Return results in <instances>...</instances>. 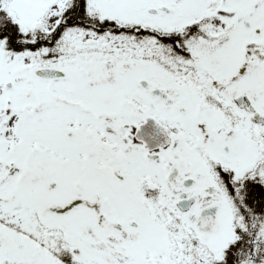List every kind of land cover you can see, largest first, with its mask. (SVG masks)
Masks as SVG:
<instances>
[{
  "label": "snow or ice",
  "instance_id": "obj_1",
  "mask_svg": "<svg viewBox=\"0 0 264 264\" xmlns=\"http://www.w3.org/2000/svg\"><path fill=\"white\" fill-rule=\"evenodd\" d=\"M0 264H264V0H0Z\"/></svg>",
  "mask_w": 264,
  "mask_h": 264
}]
</instances>
